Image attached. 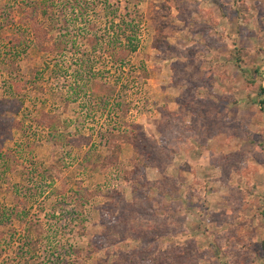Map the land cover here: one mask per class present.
Masks as SVG:
<instances>
[{"label": "rangeland", "instance_id": "rangeland-1", "mask_svg": "<svg viewBox=\"0 0 264 264\" xmlns=\"http://www.w3.org/2000/svg\"><path fill=\"white\" fill-rule=\"evenodd\" d=\"M107 5L115 13L113 26L134 21L126 35L134 36L136 51L116 69L102 51L80 45L82 37L110 32L103 4L90 5L80 17L71 4L56 3L51 20L38 17L51 52L38 49L18 17H0V58L13 59L0 63V213L18 212L0 225V264H125L123 254L139 248L138 241L112 246V231H142L146 220L132 216L148 208L140 198L143 182L130 196L133 178L124 176L133 169L151 182L145 204L154 215L169 205L176 209L171 227L182 231L170 239L177 247L169 264H264V95H256L264 87V0ZM14 34L23 36L21 45L8 43ZM60 35L63 49L55 43ZM79 59L97 75L86 84L96 83L97 95L114 94L104 110L100 102L72 94ZM12 82L24 88L13 92ZM119 102L122 110L112 105ZM45 121L56 126L55 140L41 126ZM201 129L204 147L194 137ZM132 132L142 152H148L146 139L159 144L170 132L193 136L178 144L159 174V157H149L146 167L148 158L122 143ZM77 183L90 195L81 207L66 198Z\"/></svg>", "mask_w": 264, "mask_h": 264}, {"label": "trees", "instance_id": "trees-1", "mask_svg": "<svg viewBox=\"0 0 264 264\" xmlns=\"http://www.w3.org/2000/svg\"><path fill=\"white\" fill-rule=\"evenodd\" d=\"M98 1H101L98 2ZM60 4L61 7H64L68 4L72 5V10L73 8L76 9V13L78 16H85L87 15L88 8L91 6H94L96 3L103 4L104 7L102 8L104 12V16L108 18V21H106V25H110V32L107 34V36H102L101 38L99 37H85L81 38L83 39L82 42L80 43L81 46L84 48L86 47L85 45L90 46V51L96 52V51H102V54L104 57L107 59L109 62V66L112 69H116L117 66H121L125 60L128 58V56L136 51V45L132 44L131 37L133 35H126V32H131L129 30H132L134 27V21L132 19L130 20H125L123 21L120 19V21L113 26L114 22V12L111 10L106 11L107 7H105L108 4V0H0V17L5 18L6 22L8 21L7 19L10 18H15L18 17L19 23H21L22 27H25L29 32L30 35H32V40L34 41L35 44L38 45L39 50H46L48 52H51L53 43L50 42L51 38H47L45 35L46 33L43 34V32H38L40 28V23L41 21L38 20V17H42L45 19H50L51 20V11L54 5ZM90 4V5H89ZM220 4L217 1V5ZM108 6V5H107ZM219 10L221 11V14H223L224 8L222 6L218 5ZM105 9V10H104ZM61 12V11H60ZM62 14V12L60 13ZM113 14L110 18L108 17L109 15ZM76 18V16L74 15ZM82 17V18H83ZM76 21V19H73ZM10 21V19H9ZM65 23V22H64ZM63 23V24H64ZM48 24L51 25L52 27L55 26L53 25L52 21L48 20ZM62 25V24H61ZM57 27V26H56ZM64 27L59 26L55 30L56 31H62L61 35L64 37H68L66 33L63 31ZM15 35V36H14ZM11 36L10 40H8V43L13 45L14 42L18 43L17 45H21L24 42L23 36H20L17 38L16 34ZM59 36L55 43L57 44L60 42L61 46H59L61 49L65 48V40L64 42L60 41V39H63L64 37ZM74 37V36H72ZM162 38V37H161ZM19 39V40H18ZM46 43H51L49 44V47H46ZM8 44V46H9ZM73 44V43H72ZM152 47L155 48V46L152 45ZM12 57H7L3 56L0 58V63H10L13 61L11 59ZM84 60L79 59L78 62H75V73L72 76V81L75 82L78 88L74 90L72 93L73 95L81 93V95H85V97L88 96V98L95 100L96 102H100V107L102 110L105 109L106 107V101L108 100L109 96H113L112 93H108L104 96L102 95H97V92H95L94 88L96 86V83L94 84L93 87H90V85L86 84L88 83L87 80L90 79L91 75L93 77L97 76L96 74H93V70L91 68V64L83 65ZM85 63H88V60H85ZM89 75V76H88ZM86 78V79H85ZM84 79V83H82V80ZM95 79V78H94ZM105 83V82H104ZM86 84V85H85ZM13 87V92H18L20 88H24V85L21 84V82H12L11 83ZM105 85H108L105 83ZM115 84H112V87ZM112 89V88H111ZM115 89V88H114ZM112 91V90H111ZM72 95V96H73ZM258 96H263L264 95V87L259 88L257 94ZM5 102H11V100H7ZM260 104L264 105V100L259 102ZM12 104V103H11ZM13 105V104H12ZM118 107V110H122V105L118 103L112 104ZM14 107L16 104L13 105ZM115 108L112 107L111 110L113 111ZM2 113L0 111V117ZM46 123H43L41 126H45L44 128H47L49 136L55 140L54 134L56 131V126H54L53 122L51 121L48 123V121H45ZM0 126H3V124H0ZM185 131H190L191 128L189 126H185ZM11 132V131H10ZM10 132L7 130L3 131L4 134L6 135H11ZM141 133V132H140ZM137 133V135L142 136V133ZM0 135H2V132L0 131ZM193 136L192 134H189L188 132L184 134H180L179 132L174 135V132H170L167 134V136H161V139L159 141V144H157L156 141H153L152 139H146L149 142V145H147L148 152H142L141 146L137 145L136 141V133L130 134L129 136L125 137L124 140H122V143H125L126 145H130L132 149L135 152L140 153L141 155L143 154L147 159V163H145L146 167L150 166L151 160L149 157H151L154 160L159 161L156 163V169L160 174H163L165 168L169 165L168 163L171 162L172 157L174 153L178 150V144H185V140ZM206 136L205 130L203 131H198L196 134H194L195 140L199 144L202 139ZM65 137V136H64ZM3 138V137H2ZM65 143L69 146H72L75 143H71L72 138H67L65 137ZM140 141V139L138 140ZM114 143V142H110ZM74 146V145H73ZM109 147V146H108ZM135 171L139 172L137 169L131 170L129 173H127L124 176V179L129 181L133 178L132 184L133 186L130 187L129 192L130 196H136L135 192V187L140 188L141 183H144V187L141 190V199H143V206H146L149 208L150 205L145 204V196L146 194L150 191V188L152 187L150 184L151 182H144L142 172H139L141 174L135 173ZM179 179V178H178ZM175 183V186L178 187L181 185L182 180H177V181H172ZM161 186V184H159ZM159 194L164 196L167 194V191H164L163 188H160ZM65 189L62 192V196H64ZM140 193V194H141ZM169 193V192H168ZM170 196V194L168 195ZM68 198L71 204H74L77 207H81L83 203H86L89 198V192H86L80 187V184L77 183L74 191H73V196L72 197H66ZM60 203H63L64 200H59ZM18 204V202H17ZM145 209V212L142 214L140 213L139 216H132V219H135L138 221H143L142 219L146 220V222H140L142 227V231H139L138 233L135 232H129L126 233L125 226L120 230V231H112V233L116 234L117 237L114 239V241L110 244L114 246V244L120 242L122 243L125 240H132L136 239L139 244V248H136L135 250H131L130 252H125L123 255L126 257L125 264H142V261H149V264H169V259L172 260V250H176L175 248L177 246L174 245V243L170 240L172 237L177 235L180 230H176L171 227L172 225V220L174 219V213L176 209H173V207L167 206V209L165 208L162 212V216H156L152 213V211L149 209ZM14 210V207L9 208L7 210L6 214L4 215L0 213V225L2 223L6 222L7 219H10V217H13L14 215L17 216V213L12 214V211ZM142 210V208L140 209ZM136 211V210H135ZM140 225L138 226L140 228ZM139 228L137 230H139ZM135 231V230H134ZM182 231V230H181ZM140 233V234H139ZM0 237H1V232H0ZM1 240V239H0ZM169 240V241H167ZM161 243L163 244V250L157 249L158 244ZM152 247V249H151ZM147 249V250H145ZM148 249L150 251H148ZM156 250V251H155ZM145 251V253L143 252ZM143 252V253H142ZM143 254V255H142Z\"/></svg>", "mask_w": 264, "mask_h": 264}, {"label": "crops", "instance_id": "crops-1", "mask_svg": "<svg viewBox=\"0 0 264 264\" xmlns=\"http://www.w3.org/2000/svg\"><path fill=\"white\" fill-rule=\"evenodd\" d=\"M204 129H201L200 131H203ZM205 141H206V138L204 137L203 139H202V141L199 143V145H198V147L200 146V147H204V145H205ZM130 147V146H129ZM208 160V159H207ZM160 174V173H159ZM152 188V187H151ZM130 189V188H129ZM164 197V196H163ZM166 198V197H165ZM172 198H170V200H171Z\"/></svg>", "mask_w": 264, "mask_h": 264}]
</instances>
